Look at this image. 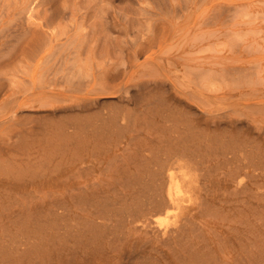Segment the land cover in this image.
<instances>
[{
    "label": "rangeland",
    "instance_id": "rangeland-1",
    "mask_svg": "<svg viewBox=\"0 0 264 264\" xmlns=\"http://www.w3.org/2000/svg\"><path fill=\"white\" fill-rule=\"evenodd\" d=\"M229 146L263 173L238 192L221 174L237 163ZM72 154L87 169L65 185ZM15 156L30 158L29 184L1 171L0 189L86 186L68 202L84 219L139 217L160 171L192 178L181 222L205 221V243L192 226L172 247L138 232L115 252L95 236L86 264H208L193 261L197 243L227 264H264V0H0V161Z\"/></svg>",
    "mask_w": 264,
    "mask_h": 264
},
{
    "label": "bare ground",
    "instance_id": "bare-ground-1",
    "mask_svg": "<svg viewBox=\"0 0 264 264\" xmlns=\"http://www.w3.org/2000/svg\"><path fill=\"white\" fill-rule=\"evenodd\" d=\"M174 45L173 47L176 46ZM199 51L200 53H202L201 50ZM76 135V131H67V129L63 130L61 133V137L63 138L64 143L69 144L72 143L74 139H76ZM230 147L232 146H229L227 150L223 152L222 156L227 164H230L233 161L237 163L236 166L229 168L228 173L221 174L226 177V181L234 184L235 192H238L240 189L247 188L248 180L263 176V173L260 172L258 174H254L248 171L249 166H251L252 164L254 166H257L258 162L256 163L252 159H247V162H245L244 160H240L238 154L233 148L234 146L232 148ZM243 152L246 157L249 158L250 151L243 150ZM12 159L14 162H12L11 160L0 161V165H3L5 167L4 169H2L3 166L0 167V175H2V172L4 173L3 175L6 182L14 181L17 183H23L22 186L26 190V186H28L29 183H24L27 180L25 178L26 170H23V165L29 164L28 161L30 158L25 156H15L14 158L12 157ZM112 161L114 160L112 159ZM87 162L88 160L85 157L72 154L71 158L68 159L65 163V166L72 171L74 169L77 170L76 172H73V174L66 176V178H63L62 183L65 185H69L70 183L74 182V180H78L80 178V175L85 171V169H87ZM166 162L168 163L169 161L167 160ZM260 162L263 161L261 160ZM195 163L199 164L198 162ZM110 167L112 166L110 165ZM32 168L34 167L32 166ZM198 170L205 171L204 169ZM159 176L160 177L157 178L158 185L156 186L155 195L150 202V207L146 211L143 210L139 217L137 213H131L128 216H123L118 219L114 214H105L101 216L97 215L93 218L85 219L80 218V216L78 217L77 214H75L72 207L76 205L75 201L79 197H82L81 190L86 189V186L79 188V190L77 189L79 192L71 188L72 190L67 189L62 193H59L55 188H51V186H44L49 182L41 185L42 187L37 186L36 188L34 186V188L29 191L24 190L21 192H14L9 189H0V264H75L78 260L82 264H86L85 262L90 255V251L93 247L96 237H103L105 239V242L111 247V249L116 252L119 245H121L130 236L138 235V232L144 235L143 238H145V236L155 238L160 237L163 242H159L163 243V245L165 243L167 244L166 246L172 247L171 244L174 243L173 240L177 239L175 237L177 235H180L182 231L185 230L186 226H192L193 230L197 232L198 237L200 238L199 242L205 243L206 237L204 231L207 230L208 225L204 220V223H201L200 221L199 223H197L198 220L197 222H191L187 220V223L190 222L189 225H187V223L181 222V197L184 188L187 187L188 184L192 183V178L187 172H184L183 176L179 177L175 172H169L168 174H165L163 173V171H160ZM30 180H35V178L32 177ZM53 180L60 181L58 178H55ZM31 184H34V182H32ZM260 187L262 188V185ZM69 201L73 202L74 205L72 207L69 206ZM199 205L201 207L200 209L202 215L208 217L212 216L213 218V211L210 210L211 207L206 204L205 201H201ZM149 209L155 212H164L165 217H169V219H159L160 217H162L160 215L150 217L148 215ZM85 211L86 210L83 209V212ZM193 218H195V215L193 216ZM230 219H232V217H230ZM222 220L224 221L225 219L222 218ZM139 221L141 222L140 226H138ZM208 224L210 225V223ZM226 226L228 228L231 227H229L228 224ZM222 227L224 228V226ZM214 234L217 235L216 233ZM247 234L248 233H246V235ZM223 236L222 238H224ZM224 240L226 241V239ZM198 244L199 243H197V247L193 246L195 249V254H193L194 262H207L208 264H227V260H223L209 250L207 243L204 244V246H199L200 244ZM182 251L184 252V250ZM206 256H208V258L210 259L206 260L204 258Z\"/></svg>",
    "mask_w": 264,
    "mask_h": 264
}]
</instances>
